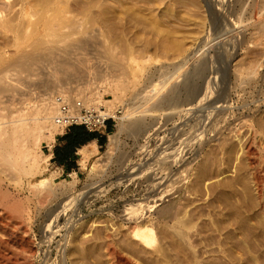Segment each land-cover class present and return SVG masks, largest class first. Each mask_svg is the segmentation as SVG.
Returning a JSON list of instances; mask_svg holds the SVG:
<instances>
[{
	"label": "rangeland",
	"instance_id": "obj_1",
	"mask_svg": "<svg viewBox=\"0 0 264 264\" xmlns=\"http://www.w3.org/2000/svg\"><path fill=\"white\" fill-rule=\"evenodd\" d=\"M10 3L14 6L10 7ZM215 13L222 17L226 29L230 30L231 26L234 28L228 38L211 40L212 34L219 30ZM8 15L14 16L12 26H19L26 38L20 41L18 47L13 46V32L0 28V50L6 51L8 61H17V65L0 72L1 113L14 115L24 105L32 111L42 106L46 96L60 92L59 89H65L64 93L75 98L78 97L77 91L84 95V91L97 90L104 99H114V88L106 81L117 79L122 68L128 69L125 59H118L132 53L138 62L134 64L137 84L132 88L119 89L120 98L114 101L111 108L105 105L106 109L112 111L119 107L121 113L115 116V125L108 132L106 141L97 144V153L82 162L78 152V168L71 171L57 163H50L49 159L48 167L56 172L54 179L59 189L71 187L60 197L67 196L68 199L74 194L84 195L83 203L88 206L78 212L76 219L89 212H96L94 217L101 211L104 214L109 210L116 215L122 214L126 202L143 199V188L138 187L143 176L159 157L166 155V146L174 138L187 136L184 143L189 152L184 154V163L173 164L170 168L169 161L173 156L164 158L161 175L172 178L186 170L185 180L210 184L211 189L204 190V197L220 201H216L220 206L215 210L223 212L226 218L228 215L238 217L243 227L250 224L251 231L248 233L251 240L257 250L264 252L262 207H258L257 200L250 197L251 193L239 191L238 194L234 190L236 148L230 131L234 108L239 109L241 114L248 110L260 125H264V0H0V16ZM78 24H82V31L72 33L67 42L92 35L90 55L95 57L91 64L98 69L77 73L68 68L59 74L58 54L49 53L46 49L39 52L36 60H30L26 55L16 60L23 50L28 52L34 49L36 37H28L34 28L43 29L50 40L49 45L54 46L58 43L55 33L69 32L71 27ZM228 39L241 40V45L232 59L222 63L225 69L222 79L226 102L216 108L213 105L203 109V136L200 142L195 143V136H188L198 128L193 125L200 122L199 109L175 114L166 121L169 110L151 108L167 91L181 82L184 73L192 65L194 54L201 57L203 54L222 53V50L226 54L223 45ZM108 46H113V56L117 57L113 59L120 67H108L96 57V49L104 53V47ZM192 53L193 56H190ZM184 60L186 64H181ZM250 60L256 61L257 73L251 76L250 85L243 89V77L238 75L236 68ZM98 71L105 74V80ZM208 76L213 78L212 73ZM137 108L146 110L135 116L145 121L143 131L139 134L118 132L124 112ZM218 111H224L226 116L215 126L213 118ZM59 133L56 132L54 141ZM110 136L116 142L111 145L112 156L107 158ZM262 139L257 137L252 142L251 160L253 170L258 173L259 189L264 193ZM54 141L48 143L42 139L40 153L50 154L48 149ZM96 160V166L91 167ZM143 162V169L130 171L133 166ZM238 164L240 174L245 175L248 170L246 161L238 160ZM237 184L241 186L242 182ZM226 225L229 226L228 221ZM176 250L179 249L175 247L169 250L174 258L172 263L184 264L175 256ZM123 254L128 253L124 250ZM41 263L38 257L36 264Z\"/></svg>",
	"mask_w": 264,
	"mask_h": 264
},
{
	"label": "bare ground",
	"instance_id": "obj_2",
	"mask_svg": "<svg viewBox=\"0 0 264 264\" xmlns=\"http://www.w3.org/2000/svg\"><path fill=\"white\" fill-rule=\"evenodd\" d=\"M13 6L10 3V7ZM216 16L217 13L215 21H219L216 23L219 30L212 34L213 41L228 38V34L234 31L232 26L230 30L226 29L222 17ZM12 21L13 15L0 16V28L13 32L11 44L18 47L26 35L19 26H12ZM42 31L33 29L28 37H36L34 49L23 50L16 60L19 61L23 55L36 60L39 52L46 49L49 53L58 54V73L68 68L77 73L98 69L91 64L95 57L90 55L92 35L67 42L72 33L82 31V24L71 27L69 32L55 33L58 43L54 46L49 45L50 40ZM240 45L241 40L228 39L223 45L226 54L223 50L222 53L203 54L201 57L194 54L192 65L181 82L167 91L151 109L169 110L166 121L175 114L199 109L200 122L193 125L198 128L191 131L188 138L195 136L193 142H200L205 120L203 109L213 105L216 108L226 102L222 63L232 59ZM113 49V46L104 47V53L96 49V57L108 67H120L113 59L117 58L113 56ZM123 59L128 69L122 68L117 79L106 81L114 88V99L106 100L100 91L85 92L82 88L85 94L77 91V98L64 93L65 89H59V93L79 99L85 105L111 108L114 101L120 98L119 89L132 88L138 82L134 73V64H138L136 58L130 53L118 60ZM181 64H186L185 60ZM13 65H17V61H8L6 51L0 50V72ZM98 72L105 80V74ZM236 72L243 77V89L246 88L250 85L251 76L257 73L256 61L240 64ZM209 73L213 74V78L208 76ZM214 93L217 94L212 97ZM54 96H46L42 106L32 111L24 105L14 115L0 112V264H36L38 257L42 260L41 264H173L174 258L169 250L175 247L179 249L175 251V256L184 264H264V252L256 249L249 236L250 224L243 227L238 217L228 215L226 218L223 212L215 210L220 206L217 200L204 197V190L211 189L210 184L185 180L186 170L180 171L182 178L179 175L172 178L161 175L164 158L173 156L169 161L170 168L173 164L184 163V154L189 152L184 143L187 136L176 137L167 146L162 144L166 146V155L157 159L138 184L143 188V199L126 202L122 214L116 215L109 210L104 214L101 211L94 217L96 212H89L76 219L78 212L88 206L83 203L84 195L61 198L71 187L59 189L54 179L56 172L48 167L50 154L39 151L42 139L50 143L54 141L56 132L61 131L54 121L57 113ZM144 111L127 109L120 118L118 132H142L145 121L135 116ZM247 111L241 114L239 109L234 108L231 113L230 131L236 148L233 186L238 194L239 191L251 193L250 197L257 200L258 207H262L264 217V193L259 189L258 173L253 170L251 160L255 138H263L264 143V125H260ZM225 116L224 111L216 112L214 125H219ZM115 142L110 136L107 158L112 156L111 145ZM79 153L82 162H85L97 153V144L89 142L79 148ZM241 159L248 167L245 175L240 174L238 160ZM97 162L94 161L91 167ZM144 166L145 162L133 166L130 171L143 169ZM248 181L253 185H249ZM239 182H242L241 186L237 184ZM58 236L60 238L56 239ZM124 250L127 255L123 254Z\"/></svg>",
	"mask_w": 264,
	"mask_h": 264
},
{
	"label": "built area",
	"instance_id": "obj_3",
	"mask_svg": "<svg viewBox=\"0 0 264 264\" xmlns=\"http://www.w3.org/2000/svg\"><path fill=\"white\" fill-rule=\"evenodd\" d=\"M54 101L57 105L54 121L61 127L60 133H64L72 125H82L90 132L99 131L105 127L107 121H111L114 126L115 116L121 113L119 107L112 111L105 106H89L59 92L55 94Z\"/></svg>",
	"mask_w": 264,
	"mask_h": 264
},
{
	"label": "crops",
	"instance_id": "obj_4",
	"mask_svg": "<svg viewBox=\"0 0 264 264\" xmlns=\"http://www.w3.org/2000/svg\"><path fill=\"white\" fill-rule=\"evenodd\" d=\"M113 128L112 122L111 121H107V123L105 124V127L99 131H87L82 125H72L71 127H69L64 133H59L60 135L56 138V141H54V143L50 146V148L48 149L50 151V163H57L59 165H61L64 169H66L67 171H71V170H75L78 168V163L76 160V154L79 152V148L82 147L83 145L89 143V142H95L96 144L100 145L101 143H104L107 139L108 136V132H110ZM78 130L81 129L83 131H85L84 133L86 134H90L92 133V136H90V139L85 140L81 146L76 147L75 150L69 154V156L67 157V161L68 163H70L72 166L70 168H68L67 165L65 164H61L58 161L54 160L55 154L57 153L59 156H62V151L64 150V148L66 147V144L68 142V139L64 136L67 133H74L72 130Z\"/></svg>",
	"mask_w": 264,
	"mask_h": 264
},
{
	"label": "trees",
	"instance_id": "obj_5",
	"mask_svg": "<svg viewBox=\"0 0 264 264\" xmlns=\"http://www.w3.org/2000/svg\"><path fill=\"white\" fill-rule=\"evenodd\" d=\"M74 133H67L64 138L66 137L68 139V142L66 144V147L62 151V156H59L57 153L55 154L54 160L58 161L61 164H65L70 168L72 165L68 163L67 157L70 153H72L76 147L81 146V144L85 141L90 139V136H92V133L86 134L85 131L81 129H74L72 130ZM102 144V143H101Z\"/></svg>",
	"mask_w": 264,
	"mask_h": 264
}]
</instances>
